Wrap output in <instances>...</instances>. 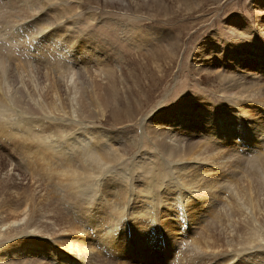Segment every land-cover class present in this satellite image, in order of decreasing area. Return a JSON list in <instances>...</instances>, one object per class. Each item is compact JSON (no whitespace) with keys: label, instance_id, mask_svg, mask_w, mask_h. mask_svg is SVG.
<instances>
[{"label":"rangeland","instance_id":"obj_1","mask_svg":"<svg viewBox=\"0 0 264 264\" xmlns=\"http://www.w3.org/2000/svg\"><path fill=\"white\" fill-rule=\"evenodd\" d=\"M41 30H45L44 34L43 32L39 34ZM34 40L40 41V43H36V46L43 47L46 45L48 52L52 50L55 53L56 59H54L60 61L59 65L76 66L73 68V86H75L73 97L76 95L75 98H78L73 99V106L79 102H86L82 98H89V95L93 94L90 93L91 83L87 79L89 75H95L104 67L114 71L111 73L114 75L115 82H109L106 79L102 82L100 78L94 79V82L96 81L94 84L95 91L99 94L96 97L99 99L97 98V102L89 103V107L85 111L96 110V124H89L90 128H101L102 131L106 129L111 133V140L114 142L110 143L105 139L104 144L107 141V145L101 144L102 152H113L118 157L123 154V161L119 157V164L114 163L112 170L107 168L101 170L102 172H93L94 170L90 168L96 167L97 164H91L87 159L86 162L89 163L84 164L80 158L81 155L68 145L77 156L76 161H79V167L83 165L85 168L87 166L86 169L93 170L90 173V180H88L91 182L84 181V185L86 184V187L90 189V194L93 189L98 191L96 198L91 197L95 203L88 202L86 206L78 207L79 209L82 208V211L87 208V213L96 218H93L92 223H90V220L80 217L85 224H89L88 229L85 227V232H89L88 237L86 236L83 242L89 244L90 248L95 249L97 253L90 264H231L234 260L235 264H241L246 254L240 250L237 251L235 247V240L238 241L237 235L234 236L235 240H231L226 235L230 231L228 230L230 229L228 221L229 216L231 217V209L229 202H225L223 198L217 207L208 203L209 214H206L202 220L201 229H195L196 234H186L184 229L186 225L183 223L185 221L190 224L192 221L187 220V216L180 214L183 210L178 209L177 202L179 201L177 199L173 200L169 197L164 199L163 196L161 198L160 192L163 186L173 188L171 189L173 192L182 190V186L176 178L174 162L180 161L183 164V162L188 163L189 159L188 157H167L153 145L154 143L149 139L151 134L148 132L151 129L159 132L170 131L169 138H181L185 149L191 145L192 150L189 154L191 158L198 156L202 161L213 164L216 159L217 163L218 160L231 159V157L223 158L219 153V151H224L222 150L223 142L226 141L227 143V140L223 138L218 141L215 131L210 132L208 137L206 135H193L191 126L194 123L198 124L202 118L207 120L208 114L222 113L224 115L230 114L228 119H231L228 123L230 125L228 130H224L226 136L234 134L241 138L242 133L250 136L256 131L259 132L264 129V0H0V52L4 56H9L10 53L14 54L9 56L11 59L9 69H13L16 65L20 66L17 73L15 70L14 72L9 70L8 80L10 79V82L8 83L11 87L14 84L16 88L20 86L17 89L16 98L18 95L27 101L31 95L30 99H40L43 92V98L46 97L44 100L50 101L49 94H45L44 91L47 90L45 85H49L54 77H49L47 82L42 72L47 68H49L47 70L50 73H58V71L53 69L55 68L54 61L49 59V56L46 58L38 55L36 59L30 57V53H34L32 50L35 47ZM24 61H33L32 70L34 69V71H27V64ZM22 70H24L23 79L25 80L23 85L21 84L22 81L19 80ZM32 72L35 73L32 74ZM57 80L62 97L56 101L54 113H58L56 109L62 106V99L63 105H69L67 99L69 92L65 89L66 83L58 78ZM46 103L47 105L42 106L43 112L41 108L35 109L37 110L34 111L35 114H32L33 112L28 114L30 117L31 114L35 117L33 122L34 120L38 122L41 118L42 120L40 119L41 121L38 123H48V127L57 132L58 139L61 137L59 142L64 140L66 131L71 132L70 136L73 137V140L75 139L74 142L87 140L90 128L85 129L78 122L73 124V129L69 127L71 123L68 128L66 127L67 122L62 129L52 119H45L44 115L46 116L51 108L50 102L46 101ZM97 103L101 105L98 107ZM8 107L10 111L18 109L17 106H11L9 103ZM103 109L104 117L100 119L98 113ZM67 117L64 116L65 119L69 120ZM219 117L222 119L221 115ZM256 117L260 118L258 119L259 122L251 120V118ZM249 123H252L253 127ZM187 126H189V132L184 131ZM197 129L201 130L199 127ZM217 129L219 130V127ZM80 130H83L84 134L82 132L81 135ZM87 130L88 132H86ZM1 132L0 216L10 219L16 213L21 214L26 200L24 197L26 195H21L23 190L28 188L29 192L37 193L30 186L31 180L29 181V178L24 179L25 173L30 174L34 171L37 173L39 171L41 173L38 172L36 177L39 181L41 180V188H44L46 192L61 194L62 191L68 194L69 191L64 187L66 182L62 176L57 175L58 178L56 179L46 176V174H54L44 171L42 158L37 159L39 163L37 161L29 163L30 158L22 156L23 154L19 152L18 142L11 141L7 134ZM140 139L141 143L139 142ZM116 141H118L117 144ZM68 143L70 142L68 141ZM113 144L117 145L119 151L112 146ZM211 144L216 147L213 148ZM235 144V162H243L245 165L242 171L239 170V167L235 168V184H238L236 192L238 191L240 194L242 191L244 194L241 198L235 196L238 198L235 199V203L237 202L235 211H237L236 208L240 205H242L240 209L245 208L246 205L243 206L244 203L240 201H244L243 199L246 198L244 192H249V186L246 185L249 182H242L247 179L248 175L257 177L254 182L258 181V183L254 184L253 189L255 192L256 189L259 191L257 195L262 201H264V186L260 185L257 174H254L255 168L253 169L249 162L252 160L244 154L245 150L242 146L236 147L240 145V142ZM223 148L228 149L230 146ZM31 155L33 157L34 154ZM140 157H145L144 161L139 162ZM53 162L60 164V161L57 160ZM57 164L53 165V168L50 167L52 168L51 171L57 169ZM215 165L217 164L215 163ZM12 166L16 168L14 170L16 175H19L17 176L19 179L18 192L21 193L19 199L13 195L14 193L12 194L11 189L5 187L7 185L5 184V173ZM33 166L36 168L34 169ZM121 169L124 173V178H122L124 181L120 186L124 188L126 195L120 202L122 209L119 211L108 208L102 209V206L97 204L103 193L98 185L101 186L102 181L104 182L103 179ZM217 174L219 173H212L213 176ZM114 175L118 178L117 183H120L119 172ZM217 178L222 181L220 175ZM21 185L25 187H21ZM227 185L229 186L224 181V188H221V190H225V195H229L231 190ZM243 185H246L245 190ZM125 186L127 189L129 187L131 191L125 189ZM137 188L147 189L149 195L146 192H140V190L137 193ZM143 196L151 197L155 206L146 204L149 203V200L147 197L145 200ZM192 199L197 200V198ZM119 201L115 203V206L118 205ZM201 203L207 204V202H198L189 206V213L200 214V210L194 208ZM238 204L239 206H237ZM262 204L264 203L262 202ZM54 206L60 209L63 207L59 201ZM54 206L51 208H55ZM246 207L248 206L246 205ZM214 209L215 211H213ZM146 210L153 211L157 215L148 221L147 219L150 217L143 215L147 212ZM103 211H106V215L100 217V213ZM140 211L143 212L142 216L136 215L137 213L141 214ZM109 212L119 216L112 218ZM67 215L69 219H72L71 215ZM75 216L73 213V222L79 225ZM137 216H140L138 220L135 219ZM179 216L183 218L181 219ZM236 216L235 218L238 219H235V226L240 227L239 225L244 222L242 218ZM48 217H52V215ZM194 217V221L199 220L197 215ZM217 218H221L222 221ZM219 223H223L222 226H219ZM41 228L45 227L41 226ZM118 231L122 233L121 236L118 235ZM115 234L121 239L109 241ZM211 236L212 238H210ZM52 237L57 238L56 234H53ZM194 239L208 252H194L192 245ZM221 239L223 240L220 241ZM18 242L21 244L22 239L18 238L17 235H12L10 238L0 237V246L2 244L7 245H3V248L18 244ZM230 246L234 248L232 252ZM252 248L254 246L250 244L244 246L247 251ZM263 248L260 247L251 251L256 252ZM234 256L235 259L232 260ZM6 257L8 259V256ZM74 257L73 254V260Z\"/></svg>","mask_w":264,"mask_h":264},{"label":"bare ground","instance_id":"obj_2","mask_svg":"<svg viewBox=\"0 0 264 264\" xmlns=\"http://www.w3.org/2000/svg\"><path fill=\"white\" fill-rule=\"evenodd\" d=\"M7 7H9V6H7ZM23 7H25V6H23ZM34 19H36V18H34ZM39 32H40L39 34H42L41 32H43V34H44L45 30H41ZM19 34H20V32H19ZM11 35H13V34H11ZM15 36H17V35H15ZM21 36H20V38H22ZM18 38H19V35H18ZM34 41H35V47L32 49L34 51V53H30V57H32L33 59H36L38 55L40 57L44 56L46 58H47V56H49V59H53V61H54L53 65H55V68H53V69L58 71V73H54V72L50 73V71L47 70L49 68H47L44 72H42L44 74L46 80L49 77H52V78L54 77L53 80L50 81L49 85H45V83L43 82L45 85V88H47V90L44 92H45V94H49L50 99H51L50 101L46 100L48 103L50 102L51 108L49 107L50 109L48 110L47 115L46 116L44 115V118L47 120L52 119V121L57 122L58 123L57 125L59 127H61L62 129H63V125L67 122L68 123H67L66 127H68V125L71 123L69 125V127L72 128L73 124L78 122L80 124V126L82 125L83 127H85V129L86 128L89 129L90 128L89 124H91V123L96 124V120H97V114H95L96 110H90V111L86 110L85 111V109L87 107H89V103L92 104V102H97L98 97H96V96L99 95L95 91V85L94 84L96 81L94 82V79L100 78L102 82L105 81V79H106V81H109V82H111V81L115 82L114 75H112V73H111L113 70L110 71L111 69L109 70V69H106V67H104L100 71L98 70L99 72H96L95 75H92V74L89 75V77L87 79H88V82L91 83V85L89 84L91 86L90 93H93V94L89 95V98H85V97L82 98V100L84 99L83 101H86V102H79L78 104L73 106V99L76 97V95H75V97H73V90L75 89V86H73V68H76V66H74V65L73 66L59 65L58 63L60 61L58 62L55 60L56 59L55 55H54L55 53L52 50H50L48 52L47 51L48 48L46 45H44L43 47L42 46L41 47L36 46V43H40V41H38V40H34ZM8 55L10 56V55H14V54L10 53ZM9 56H6V55L4 56V54H2L0 52V102H1V105H0V107H1V109H0V129L1 130L0 131H2L1 132L2 134H7L11 141H16L15 143L18 142L19 152L21 154H23L22 156L30 158L29 163L35 162V161H37V159L42 158V160L44 161V162L42 161L44 163L43 166L45 167L44 171L49 172L51 174L52 173L54 174V175H47L46 174V176H50L51 178H55V179L58 178L57 175L62 176V178L65 179L64 182H66V184H64L65 185L64 187H66V189L69 192H68V194H66L62 191H61V194H53L52 192H50V193L46 192V190L44 188H41V185H40L41 180L39 181V179L36 177V175H38L37 173L39 171L38 172L36 171L37 173H35V171H34V172H31L30 174L25 173V177L24 176L23 177H24V179L29 178V181L31 180L30 186H31V188L36 190L35 192H37V193H31L27 190L28 189L27 188V189L23 190V192L21 194L18 192L19 191L18 190L19 189V185H18L19 179L17 176H19V175H16V173H15L16 171L14 172V170H16V168L13 166L9 167V170L5 173V181H6L5 184H7V185H5V187L7 186L9 189H11L12 194L14 193L13 195H16L18 199H19L20 194L21 195L25 194L26 196H24V197L26 198V200L24 201V208H23L21 214H18L15 212L16 214L13 217H10V219L4 218L3 216H0V237L5 236L6 238L7 237L10 238V236H12V235H17L18 238L22 239L21 244H20V242H18V244H14V245L12 244V246L4 247V248L2 247L4 244H2V246H0V264H6L7 262H8V264H12V263H14V264H90V263H92L93 259L95 258V254H97V253L95 252L96 251L95 249H93L92 247L90 248L89 244H87L86 242H83L84 239L86 238V236L88 237L89 232L88 231H87L88 233L85 232L86 231L85 227L89 226V224L88 225L85 224L84 221H82L80 219V217L90 220L91 221L90 223H92V220L94 217L92 216V214L87 213V210H88L87 208H85L82 211L81 210L82 208L79 209L78 207L79 206H81V207L86 206L88 202H94L95 203V201L93 199L96 198V196L98 195V191L96 189H93V192L90 194V189L88 187H86V184L84 185V183H85L84 181L91 182L88 180H90L89 179L90 173L93 170H94L93 172L105 170L107 168H111V170H112L113 169L112 165L114 166L115 164H117L120 161L119 160L120 156L118 157L113 152H110V153H105L106 151L102 152L103 148H102L101 144L106 146L107 141H109L110 143L114 142L113 140H111V136H110L111 133L109 132V130L105 129L104 131H102L101 128L91 127L88 138L84 142H78L77 140H76V142H74L75 139L73 140V137L70 136L71 132L69 133L66 131L64 140L63 141L61 140V142H63V143H61V142H59V139L61 137L58 139L59 136L57 137V134H56L57 132H55L53 130V128H49L48 123H46V122L38 123L39 121L42 120L41 118H40L41 120L39 119L38 122H36L35 120L33 122V119L35 117H33L32 114H35L34 111L35 112L37 111L35 109L39 110L42 108L43 105H45V104L47 105L46 101L44 100L46 97L43 98V96H42L43 92L40 90V92H42L40 99H38V98L30 99L31 95L30 96L28 95L29 97H28L27 101L21 99L18 95H17L18 98H16V92H17V89H19L18 87H20V86H17V88H16V87H14V85H15L14 84L13 87H11V85L8 83V82H10L9 81L10 79L8 80V75H9V70H11L10 72H14V70L16 71V73L19 72L18 69L20 66L16 65V66H14L13 69H9L11 67V63H10L11 59ZM30 57H28V58H30ZM14 61H13V64L15 63ZM24 62L27 64L26 70L31 71L32 66L34 65L33 61H30V62L24 61ZM53 69H50V70L52 71ZM41 70H44V69H41ZM32 71H34V69ZM23 72H24V70H22V74L19 77V80L22 81V83L20 82L22 85L25 81L23 79V77H24ZM25 73H26V71H25ZM34 73L32 72V74H34ZM86 74H88V73H86ZM57 78L60 79V81L66 83L65 89L67 92H69L68 93L69 96L68 97L66 96V97L69 100V105L68 106L63 105V99H62V106L58 107L56 109V111H58V113H54L56 101L60 100L62 97L60 95V92H59V86H58L59 81L57 80ZM33 82L34 81L32 80V83ZM47 82H48V80H47ZM17 85H19V84L17 83ZM100 85L102 86L101 83H100ZM24 86H25V84H24ZM41 87H43V86H41ZM77 87H79V86H77ZM98 90H99V88H98ZM28 94H31V93H28ZM76 94H77V92H76ZM77 98H75V99H77ZM8 103L11 104V106H14V107L17 106L18 109L14 110L11 108L12 110L10 111V109H8L9 108ZM97 105L99 107L101 104L97 103ZM30 112L31 113L33 112L31 114V117H30V115H28V114H30ZM42 112H43V108H42ZM202 112L206 113L204 111H202ZM83 114H85V115H83ZM98 115H100V119L102 117H104V109L102 111H100V113H98ZM219 115L222 116V119L219 117ZM229 115L230 114L224 115L222 113L221 114L211 113V114H208L207 120H204L202 118L200 121H198V124L194 123L193 126H191V129H192L191 132L193 135H198V136L206 135L208 137L210 132L215 131V133L217 134L218 141L222 140L223 138H225L227 140V143H226V141L223 142V145H224L223 147L230 146V148L226 149V148L222 147V150H224V151H219V153L221 154V156H223V158H225V157L230 158L231 157V159L227 158L225 160H218V163H217V159L215 160L216 162L213 161L214 163L212 164L209 162L202 161V159H200L198 156L191 158L189 156V154L192 150L191 145L187 146V148L185 149V146L183 144V140L181 138H179V137H177L175 139L169 138L171 135L170 131L159 132L157 130L151 129V131L148 132L151 134V136L149 135V139L154 143L153 145H155L157 150L160 151L161 153H164L167 157H171V156H173L175 158H181V157L186 158V157H188V159H189L188 163L183 162V164H182V163H180V161L174 162L175 163V171H176V175H177L176 178L180 182V184L182 186V190L179 192H177V191L173 192V191H171V189H173V188L170 189V187H168V186L167 187L163 186L162 188L160 187L161 188V192H160L161 198L163 196V197H165L164 199L169 197V198H172L173 200L177 199L179 201V202H177L178 209L180 208L181 211L183 210V212H181L180 214L183 216H187L186 219L192 221V222H190V224L188 222H185V221L183 223L184 225H186V227H184V229H185L187 235H194V234H196L195 229H198V228L201 229L200 224L202 223V220L205 218V215L209 214V211H210L208 203H211L213 207H217L220 204L221 199L223 198L225 202H229L228 203L229 208L231 209V213H233V214L230 213L231 217L229 216V221H228L229 225L227 223H225V225H228L230 228V229H228V230H230L229 233L227 232L228 234L226 233V235L229 236L231 238V240H235L234 236L237 235L238 241L235 240V247H236L237 251L240 250V251L244 252V254H246L245 258L243 260L244 262L242 261L241 264H264V255L262 256V254H264V248L261 250H258L256 252L251 251V250H254L256 248L264 247V208H263L264 204H262V202L264 203V201H262L261 198H259V196L257 195L258 194L257 192H259V191H257L256 187H255L256 192L253 189L254 184L258 183V181L254 182V179H256L257 177H252V176L248 175L247 179L242 181V182L247 181V183L249 182V184H246L247 186H249V192L248 193H246L247 191L244 192L246 195V198L243 199L244 201H240V202H243L244 204L243 203H240V204H243V206L246 204L248 207H246V205H245L244 206L245 208L240 209V206L242 207V205L239 206V204H238L237 206H239V207L236 208L237 211H235V204L237 203V202L235 203V199H238V198H241L242 196H244V194H242V191H240V194L238 193V191L236 192V190H238V189H236L238 184L237 183L235 184V168L239 167L240 168L239 170L242 171V170H244V166H245L243 162L242 163L235 162V145H236L235 143L240 142V145H237L236 147L240 148L242 146V148L245 150L244 154L247 155V157L252 160L249 162H250V164H252L253 169L255 168L254 174L255 173L257 174L260 185L262 184L264 186V129H262L259 132L256 131L255 134L250 135V136H246L247 134L242 133V137L240 136L241 138H238L239 136H236L234 134H229L228 136H226V134L224 133V130H228V128L230 126V125H228V123H230V121H231V119H228ZM64 116H68L69 118L68 117L67 118L69 120L65 119ZM73 116H74V119H73ZM201 117H203V116H201ZM258 119H260V118H258V117L251 118V120H256L259 122L260 120H258ZM29 120H31V121H29ZM44 121H46V120H44ZM144 122H145V120H144ZM249 125L251 127H253L252 123L251 124L249 123ZM198 127L201 130L197 129ZM218 127H219V130L217 129ZM188 128H189V126H187L186 130H184V131L189 132ZM58 132L60 133V131H58ZM82 132H83V130L81 131V135H82ZM86 132H88V130ZM76 134H78V133H76ZM83 134H84V132H83ZM125 134H127V133H125ZM127 136H129V135H127ZM74 137H76V136H74ZM105 139H107V141L104 144ZM122 139H123V136H122ZM68 141L70 143H68ZM117 142L118 141H116V144H117ZM139 142L141 143V139L139 140ZM116 144H113L112 146L117 151H119ZM68 145L71 146L73 149H75V152H77L78 154L81 155V157L80 156L79 157L82 158L81 160L83 161L84 164L87 163L86 162V159H87V161L89 160L91 164L96 163L97 166L95 165L96 167L92 166V168H90L93 170L86 169L87 166L85 168V166H83V165L82 166L80 165L81 167H79V165H78L79 161H76L77 156L75 155V153H73L71 147L70 148L68 147ZM211 146L213 148L216 147L213 144H211ZM231 148H233V149L231 150ZM107 151H108V149H107ZM30 153L34 154L33 157ZM40 155H41V157H40ZM122 156H123V154H122ZM122 156L120 157V159L123 161L124 157H122ZM144 158L145 157H140L139 162H141V160H143ZM54 160L60 161V164H57V162H53ZM177 160H179V159H177ZM215 163L217 165L214 166ZM55 164H57V169L56 170L53 169L51 171V169L53 168V165H55ZM29 165H31V164H29ZM36 166H37V164H36ZM36 166H33L34 169L36 168ZM50 167H52V168H50ZM228 169H231V170H228ZM31 170H33V169H31ZM117 171L119 172V175L121 176L120 183H117L118 178L116 177V175H114V174H117L118 172H113V175H110L108 178L103 179L104 182L102 181L103 184L101 183V186L98 185V188L100 190H102L103 193L101 195V200L97 204L101 205L102 209L108 208V209H113L115 211H119L120 209H122L120 202H121V199L124 198V196H126V195H125L124 188L120 185H122V182L124 181L122 179V178H124V173H123L122 169L117 170ZM39 173H41V172H39ZM212 173H219V174L213 176ZM218 175H220L222 177L223 182L217 178ZM47 179H50V178L47 177ZM53 181L55 182L54 179H53ZM224 181H225V183L229 184V186L228 185L227 186H228V188L230 187V189H231L229 192V195H225V193H224L225 190H223V189L221 190L222 187L224 188V186H223ZM33 185H34V187H32ZM150 186H152V184ZM245 186H244V190H245ZM21 187H25V186L21 185ZM130 187H131V185H130ZM134 187H135V185H134ZM257 187H258V185H257ZM125 189H127L126 186H125ZM128 189L130 190L129 187H128ZM137 189H138V191L136 190L137 193L139 192V190H140V192H144V193L145 192L147 193V191H148L147 189H144V190L139 189V188H137ZM175 189L177 190L176 187H175ZM226 190H228V189H226ZM149 192H150V190H149ZM147 194L149 195V193H147ZM154 194H155V192H154ZM235 196H237L238 198H235ZM91 197H93V199ZM146 197H147V200H149V203H146V204H148L149 206L153 205L154 203H152L151 197H149V196H146ZM146 197H144L145 200H146ZM192 198H197V200H193ZM118 200H120V201H119L118 205L115 206V203ZM214 200H216V201H214ZM58 201L63 206L62 209L54 206V204H57ZM173 202H175V201H173ZM173 202H171V204H173ZM198 202H207V204L201 203V204H198V207L194 208V209H199L200 214L189 213L190 209H188V207L193 206ZM53 206L55 208H51ZM153 206H155V205H153ZM0 208H1V206H0ZM185 209H187L188 211L186 212ZM90 211H92V210H90ZM90 211H88V212H90ZM94 211H96V210H94ZM213 211H215V209ZM140 212H141V214L137 213L136 215L142 216L143 212L142 211H140ZM225 212H227V211H225ZM73 213L76 215L75 218L78 220L79 225L77 223L73 222ZM109 213L112 216V218H114L115 216H119L118 214H114V213L112 214V212H109ZM151 213H153V214L151 215ZM156 213H157V211H156ZM49 214H51L52 217H48V216H51ZM64 214H66V215H64ZM67 214L71 215L72 219H69V216ZM12 215H10V216H12ZM105 215H106V211H103L100 213V217L105 216ZM143 215H147L148 217H150L149 219H147L148 221H150L157 214H155L153 211L148 210ZM194 215H197L198 219L200 221L199 220L194 221L195 220ZM223 215H224V213H223ZM236 215H238L240 218H242V220L244 222L241 225H239L240 227L235 226V219H238V218H235V217H237ZM96 217H97V214H96ZM139 218H140V216L135 217L136 220H138ZM94 219H96V218H94ZM217 219L222 221L221 218H217ZM239 221H241V220H239ZM216 222H219V221H216ZM222 224L219 223V226L220 225L222 226ZM237 225H238V223H237ZM242 225L245 227H243ZM41 226L45 227V228H41ZM93 226H95V225H93ZM96 226H97V224H96ZM241 227H243V230H241L242 229ZM88 228L89 227H87V229ZM223 229H225V228H223ZM211 230H213V229H211ZM91 231L94 232V230H91ZM256 232L258 234H255ZM53 234H56L57 238L54 239L52 237ZM97 234H95V235H97ZM116 234H115V236L111 237L109 239V241L120 240L121 238L118 237ZM121 234L122 233H119V231H118V235L121 236ZM203 236H206V235H203ZM122 238H123V236H122ZM125 238H127V237H125ZM210 238H212V236ZM13 240H15V239H13ZM213 240H215V239H213ZM222 240L223 239H221L220 241H222ZM203 241H204V239H203ZM192 242H193L192 245L194 248L193 247H191V248H193L194 252H201V251L202 252H204V251L208 252V250H204V248H202L200 243L196 242V239H194ZM229 244H230V240H229ZM247 244L254 246V248L249 249L250 251H247V249H244V246ZM4 246H7V245H4ZM209 246H211V245H209ZM222 246H225V245H222ZM230 248H232V247L230 246ZM213 249L215 250V248H213ZM233 250H234V248L231 249V252ZM73 254L75 256L74 260H73ZM211 255H213V254H211ZM6 256H8V259H6L7 258ZM196 256H197V254H196ZM234 259H235V256L232 257V260H234ZM232 262L233 263H231V264H235L234 263L235 260Z\"/></svg>","mask_w":264,"mask_h":264}]
</instances>
